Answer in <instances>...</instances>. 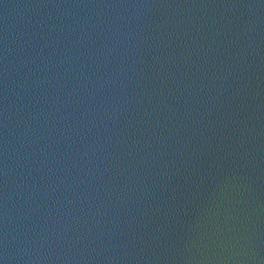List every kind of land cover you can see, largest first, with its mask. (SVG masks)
Segmentation results:
<instances>
[{"label": "water", "instance_id": "95a60500", "mask_svg": "<svg viewBox=\"0 0 264 264\" xmlns=\"http://www.w3.org/2000/svg\"><path fill=\"white\" fill-rule=\"evenodd\" d=\"M0 264H264V0H0Z\"/></svg>", "mask_w": 264, "mask_h": 264}]
</instances>
